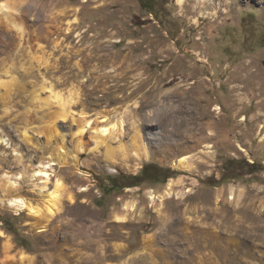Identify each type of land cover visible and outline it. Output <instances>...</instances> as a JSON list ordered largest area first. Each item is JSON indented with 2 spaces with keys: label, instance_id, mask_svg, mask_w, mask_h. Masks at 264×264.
<instances>
[{
  "label": "rangeland",
  "instance_id": "obj_1",
  "mask_svg": "<svg viewBox=\"0 0 264 264\" xmlns=\"http://www.w3.org/2000/svg\"><path fill=\"white\" fill-rule=\"evenodd\" d=\"M235 2L203 17L198 0H0L24 26L0 14V264H264V0ZM137 125L151 158L108 159ZM149 162L175 174L109 190Z\"/></svg>",
  "mask_w": 264,
  "mask_h": 264
},
{
  "label": "bare ground",
  "instance_id": "obj_2",
  "mask_svg": "<svg viewBox=\"0 0 264 264\" xmlns=\"http://www.w3.org/2000/svg\"><path fill=\"white\" fill-rule=\"evenodd\" d=\"M235 1L236 0H220V2H217V0H198L199 3H197L193 7L196 8V7H198V4L203 3V5L202 4L201 5H202V7L204 9L205 8L206 9L202 12V16L203 17H210V15H212V14L213 15H216L217 13L219 14V10H220V8L222 6V2H226L225 4L229 5V7L232 10L233 7H234V4H236ZM52 2H54V1H52ZM208 8L213 9V11L208 10ZM15 10L16 9L14 7H10V6H6V5L0 4V14L4 18L3 21L5 23H8L11 26L16 27L18 29V32L20 31L21 33H24V26L22 25L21 20L18 18L19 14H17L15 12ZM72 23H74V22H70V21L67 22V24H68L67 33L68 34L71 32L70 29H71ZM7 73H8V71H7ZM239 88H242V87L238 86V85L234 86L235 90H238ZM59 115L67 117L69 115V112L67 111V107L63 106L61 108V112H60ZM86 118H85V113H82L81 117H80V120H82V121L78 125L79 127H78V131H77V134L80 135V136H83V134L85 133V131H86L87 127H88V125H90V122H89L90 120L86 121L87 120ZM123 120L124 119H123V116H122L120 121L123 122ZM115 122L117 123V121H115ZM116 123L112 124L113 127L116 126ZM51 127H52V125H51ZM51 129H52L51 130V135H54L57 132V130L54 127L51 128ZM135 129H136L135 135L133 136V139H132V141L129 144L128 143L127 144H121V145L119 144L120 146L118 148L113 147V146H111L109 144H108V146L106 145L107 148L104 151L106 152V155H107L108 159H110L112 162H114V161L117 160V158L119 156H121L123 159H126V160H128V159L131 160V158L132 159L133 158L134 159H139V160H142L144 158L145 159H150L151 158L152 151H151L150 146L147 143V141H145L144 138H142L143 136H142V133H141V127L139 125H137V127ZM110 130H111V127L105 126V125H103V126H100V125L98 126L97 125L94 128V130L92 131V137L94 138V140L96 142V148L97 147L99 148V145H101V143L105 140V137H107L106 135L110 132ZM112 135H113V133H112ZM84 150H85L84 140H83L82 137H79L77 139V142H76V152L74 153L73 158L75 160L76 159L78 160L79 153L83 152ZM69 154L70 153L66 150V148H65V146L63 144V145H60V146H58L56 148V152L53 154V156H57L59 161L63 160V162H67L68 158L70 156ZM191 158H192V156H191ZM191 158H188V157L186 158L185 157V158H180L179 161L177 160L178 161L177 163H178L179 167L182 166V167H184L186 169H190L192 167V164H193ZM39 167H40L39 170H37V171L34 170L35 171L34 176H37V175L49 176V170H48V168L46 166L41 164ZM22 176H23V174L20 175V177H22ZM44 182H45V179H44ZM173 183H174V179L171 178V180H169L168 187H167V190H166V195H168V196L172 195L174 193ZM14 185H15V182L10 180L9 182L8 181L5 182L4 187L6 188V191H10L11 192V189L14 187ZM46 186H47V183L45 182L42 187L45 188ZM62 186H63L62 181L60 179H58L57 183H56V189L49 193V195H50L49 202H50L51 207L49 206L50 207L49 208L50 209L49 210L50 213H49V211H48V213L51 214V215H52V213L54 211V207L57 205L56 201L58 200V198L60 196V190H61V188H63ZM149 192H150V197H151L152 200L157 197L156 194H154V192L152 190L149 191ZM7 200H8L9 205L14 207L17 211H28V213L30 215H32V216H37V215L40 214L39 213L40 209L38 208V206L35 205L32 201H30L27 197H25L22 194H17V193L16 194H12V195H10V197ZM40 229L41 230H45L46 229V225H42L40 227ZM27 258H29L28 255H23V260L27 259Z\"/></svg>",
  "mask_w": 264,
  "mask_h": 264
},
{
  "label": "trees",
  "instance_id": "obj_3",
  "mask_svg": "<svg viewBox=\"0 0 264 264\" xmlns=\"http://www.w3.org/2000/svg\"><path fill=\"white\" fill-rule=\"evenodd\" d=\"M174 171L170 168H164L156 163H147L143 166L140 174H131V175H123L122 176H112L109 179V190L111 191H120L128 186H137L139 185L146 177H154L156 178L159 175H163V179L167 180L168 178L174 175ZM124 179V183L120 182V178ZM8 225V223H5ZM8 229L12 230L15 233V240L21 246L27 247V243L25 242V238L18 233L17 228L11 227Z\"/></svg>",
  "mask_w": 264,
  "mask_h": 264
}]
</instances>
